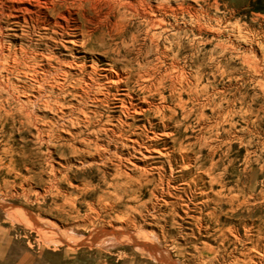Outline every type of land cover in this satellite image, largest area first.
Listing matches in <instances>:
<instances>
[{
	"label": "rangeland",
	"instance_id": "374dc122",
	"mask_svg": "<svg viewBox=\"0 0 264 264\" xmlns=\"http://www.w3.org/2000/svg\"><path fill=\"white\" fill-rule=\"evenodd\" d=\"M0 1L10 48L123 77L96 104L77 70L45 99L0 101V264H264V0H152L154 30L119 3L86 8L69 51L61 20Z\"/></svg>",
	"mask_w": 264,
	"mask_h": 264
},
{
	"label": "bare ground",
	"instance_id": "6f19581e",
	"mask_svg": "<svg viewBox=\"0 0 264 264\" xmlns=\"http://www.w3.org/2000/svg\"><path fill=\"white\" fill-rule=\"evenodd\" d=\"M17 3H25L29 6L18 7L17 10H20L24 13H34V10H38L42 12L44 17L55 16L57 19L61 20V22H55V25L61 29L59 40L62 42L60 45L64 51H69L70 47H83L84 43L79 40V36L77 34L79 30V25L76 22L73 15H76L77 12H81L82 10L88 8L90 10H96L100 8V10H105L107 13H113L115 4H121L126 9L131 12H134L141 16L149 29L154 30L161 26H163L162 20L157 18V13L161 4H157L154 2L152 4V0H140L138 1V5L140 9L136 8L137 3L133 2V0H14ZM3 3V2H2ZM0 1V99L2 96H6L0 101H4L8 103V100H11L15 96V92H21L22 96H27L28 90L37 89V95H32L31 98L33 100H27V103L40 101L42 99L47 98V95L44 96V87L46 84L52 89V87H57L60 90L64 87L65 82L69 81V77H71L70 71L77 70L81 74L80 79H74L75 82L79 84L80 82V90L87 94V92L93 87L98 86V93L93 96L91 99L92 103L103 102L107 98V92L111 91V88L118 85L123 79L122 75L117 72H112L113 66H108L107 64L104 67H100L101 73H97V68L94 67V64L88 66L90 71H87V66L85 63L78 62L79 58H74V61H65L62 57L64 54H56L53 51L43 52V51H35L31 50L30 46L20 44L18 47L10 48L9 43L7 42V38L12 35H17L18 29L11 28V34H7L5 32V28L2 25V18L6 15L3 11V5ZM83 17L84 14H83ZM69 18L73 20L74 23L72 28H69L71 31L68 32L66 29L69 27L68 20ZM15 24L20 25V23L15 22ZM12 25V24H11ZM44 25V24H43ZM49 25V24H48ZM14 26V25H13ZM22 26V25H21ZM46 28V26H45ZM21 37V36H20ZM56 41V40H55ZM58 42V41H57ZM55 49L57 48V44L54 45ZM35 62V64H32ZM97 74L96 77L94 75ZM16 75L18 78H22L21 86H14L9 77ZM140 78H144L142 81L148 82L151 79V75H149V71L146 70L142 73ZM33 82V83H31ZM52 83V85H51ZM76 83V84H77ZM145 89L149 88V85L143 86ZM79 90V91H80ZM42 92V93H41ZM89 94V93H88ZM83 95V94H82ZM82 95H78L79 98ZM125 94L118 93L117 101L119 102V110L122 111L126 117L131 116H141L145 105L147 104L146 100L136 103H129L126 105ZM27 98V97H26ZM79 109V107L77 108ZM82 112L81 110H79ZM88 121V118L86 119ZM103 132V135L107 136V129H100ZM112 131V130H110ZM112 136L115 133L112 131ZM101 140H97L100 142ZM134 143V140H130ZM95 143L96 153L104 150ZM100 149V150H99ZM136 151L143 159L145 160H153L159 159L162 156L161 152L153 151V149H146V153L136 150L135 148H131ZM156 156L153 157L152 155Z\"/></svg>",
	"mask_w": 264,
	"mask_h": 264
}]
</instances>
